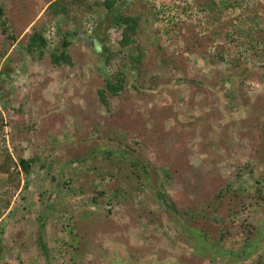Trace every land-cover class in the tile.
I'll return each mask as SVG.
<instances>
[{
  "label": "rangeland",
  "instance_id": "374dc122",
  "mask_svg": "<svg viewBox=\"0 0 264 264\" xmlns=\"http://www.w3.org/2000/svg\"><path fill=\"white\" fill-rule=\"evenodd\" d=\"M50 1L0 0V152L37 156L25 186L21 170L18 187L0 173V264H264V19L115 0L113 13L142 14L122 47L103 0L68 19ZM239 18L259 22L249 52L226 36ZM33 30L40 56L23 50ZM65 37L73 65L55 66ZM114 69L126 87L105 110L96 90Z\"/></svg>",
  "mask_w": 264,
  "mask_h": 264
},
{
  "label": "trees",
  "instance_id": "16d2710c",
  "mask_svg": "<svg viewBox=\"0 0 264 264\" xmlns=\"http://www.w3.org/2000/svg\"><path fill=\"white\" fill-rule=\"evenodd\" d=\"M97 1L98 0H93L92 2L88 3V0H51L48 3L45 10H48L51 17H56L60 15L68 19L71 14L70 12L74 8V6L85 5L86 8L91 9L92 5L90 3L97 4L98 3ZM172 1H176V0H172ZM246 2H248V0H220L219 2H216V0H209L208 2L205 3V6L204 5H200V6L202 7L201 10L205 11L208 9V11L211 12L212 15L210 16V19L212 18L213 21H214V18L220 19V17L223 15L224 12L226 13L227 10H232V9H238V13H241L242 17H244L250 11L253 17L257 16L258 19H264L262 16L258 15V11L260 9H262V11L264 12V0L261 6L259 3V7L257 6L253 7L254 2L252 3V1H249L248 3ZM114 3H115V0H103L102 6H104V8L106 9L107 11L106 13H110L112 15L113 20L111 22V25L119 28V38H120L118 41L119 45L122 47H125L134 42L133 37L135 36L136 31L139 27L140 19H141L140 15L142 14L141 12L135 15L122 14L120 10L117 11L116 13H113L112 10L114 7ZM175 5L177 6L179 4L177 3ZM1 16H2V11H1V6H0V18ZM258 19L252 22H248L246 21V19L241 20L239 18L238 20L240 21L238 22V24L235 26L234 25L231 26L230 30L226 33V36L230 39L231 42H235L233 38L234 36H232L233 33L240 35L241 37L242 35H246L245 40L242 41L241 44H239V46L244 47V50L249 52V50L251 49H248V48L252 43V36H253L251 32L255 25H259ZM86 22L96 23L94 22L93 17L92 19L86 18ZM1 23L2 22L0 21V24ZM2 27L4 28L5 26H2ZM70 35H73V34L70 33ZM47 42L48 40L46 39V37L44 36L41 30H33L28 36L27 41L24 43L23 50L24 52L28 54L34 51H37L38 55L40 56L42 55L44 49L46 48L48 44ZM69 44H70V41L67 40L65 37L61 43V46H62L61 50L58 53H56L55 50L50 53V60L53 65L55 66H59L61 64H66L68 66L73 65V62L68 52L65 51V49L67 48ZM135 47H136V54L130 55L128 59H129V63H131V66L136 67L137 70H139V67L142 65V60L145 56V48L142 45H137V43L135 44ZM257 48L258 46L257 47L254 46V43H253L252 49L257 50ZM103 50L105 53L106 51H108V48L103 47ZM112 57L114 56L110 54H106L103 60V64L101 66H103L104 68L105 65H107L106 67L109 68L110 66L109 63H111L110 61L112 60ZM220 57L222 58V55H220ZM0 80H1V76H0ZM125 87H126V82H125L124 72L120 69H114V71H111L109 73V76L105 77L103 87L98 88L96 90L97 98H98L100 105L104 107L105 110H110L111 108L110 99L118 95L121 91L124 90ZM0 101L1 102L5 101L2 95H0ZM0 128H2L1 124H0ZM104 153L106 155H109L110 150H105ZM36 157H37L36 155H33L28 158H24L21 156L14 158L10 154V152H8L6 149L2 150L0 152V173H5L7 175L6 177L7 184H13L16 187H18L20 183L18 174H19V171L21 170L22 173L25 175V180H24V186H25L27 184V177L31 171L33 164L35 163L37 159ZM6 195H7L6 192L0 195L2 196L0 197V218L2 216V209L8 207L9 205V202L6 199ZM156 197L158 198V200L162 202V204L164 205L168 204L163 193L159 191L156 192ZM169 208L174 211L173 207L169 206ZM209 236L213 237V239L214 237L218 239V237L214 235V233L213 234L211 233ZM216 238H215V241H216ZM205 239L209 240L207 239V237ZM214 244L215 243H213L212 245V251L214 254H216V251L214 250V247L216 246V244L215 245ZM249 244L250 243H248V247H249ZM218 251H217V254H218ZM243 253L244 252H240L238 254V257L240 256L241 258L244 257ZM233 255L236 256V254H233ZM233 259L235 260L236 258H233ZM122 264H127V263L125 262Z\"/></svg>",
  "mask_w": 264,
  "mask_h": 264
},
{
  "label": "built area",
  "instance_id": "2783aa9c",
  "mask_svg": "<svg viewBox=\"0 0 264 264\" xmlns=\"http://www.w3.org/2000/svg\"><path fill=\"white\" fill-rule=\"evenodd\" d=\"M89 25V24H88ZM90 26V25H89ZM49 33H50V31H49ZM54 35V34H53Z\"/></svg>",
  "mask_w": 264,
  "mask_h": 264
},
{
  "label": "crops",
  "instance_id": "0c3cea01",
  "mask_svg": "<svg viewBox=\"0 0 264 264\" xmlns=\"http://www.w3.org/2000/svg\"><path fill=\"white\" fill-rule=\"evenodd\" d=\"M16 42H18V40H16Z\"/></svg>",
  "mask_w": 264,
  "mask_h": 264
}]
</instances>
